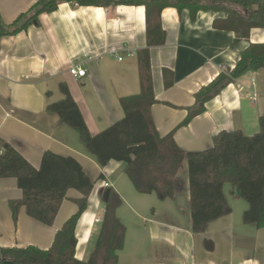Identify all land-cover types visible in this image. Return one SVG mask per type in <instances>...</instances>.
Wrapping results in <instances>:
<instances>
[{"label": "crops", "instance_id": "1", "mask_svg": "<svg viewBox=\"0 0 264 264\" xmlns=\"http://www.w3.org/2000/svg\"><path fill=\"white\" fill-rule=\"evenodd\" d=\"M38 1L0 0L4 24L13 23ZM198 13L192 19L186 9L165 8L161 12L165 41L149 46L145 6L62 3L55 12L42 14L39 26L0 39V140L12 144L37 169L46 151L71 156L95 182L76 227L78 260H88L95 248L105 195L113 188L122 197L117 214L127 230L119 264H264V225L243 222L249 204L231 184L225 185L224 193L232 213L211 222L205 232L194 233L188 162L175 178L173 199L141 195L125 175L124 164L112 160L102 166L83 146L79 133L47 111L49 103L62 98L60 85L66 83L92 134L123 119L121 100L141 91L138 53L149 48L157 100L151 114L161 137L175 131L177 145L193 152L213 147V137L225 130L259 132L264 68L241 76L208 102L205 113L179 127L202 88L227 67L234 68L250 44L264 43V28L253 29L248 39L236 42L234 32L214 26L216 20L228 18L227 12ZM111 47L119 50L122 61L108 54ZM88 56L98 59L88 62ZM72 61L84 62L86 77L71 75ZM22 195L15 178H0V247L34 245L46 250L78 211L74 200L81 194L68 192L52 226L27 216L25 208L14 221L9 204Z\"/></svg>", "mask_w": 264, "mask_h": 264}, {"label": "trees", "instance_id": "2", "mask_svg": "<svg viewBox=\"0 0 264 264\" xmlns=\"http://www.w3.org/2000/svg\"><path fill=\"white\" fill-rule=\"evenodd\" d=\"M62 3L80 6H145L148 44L165 41L161 26V12L165 8L184 9L196 19L200 11L227 12L228 18L215 21L217 29L236 34L235 41L248 39L251 31L264 28V0H40L28 11L6 26L0 15V39L24 32L40 25V16L55 12ZM159 34V36L157 35ZM155 35V36H154ZM141 91L121 100L124 118L98 134H92L84 115L73 99L66 83H61L62 98L47 105V111L59 116L79 133L81 142L95 155L102 166L114 160L124 164V173L141 194H155L160 201L175 196V178L184 161L188 162L191 195L192 228L203 233L207 226L227 217L232 209L224 193L227 183L249 204L243 222L261 228L264 225V115L259 118L260 130L247 135L241 130H225L213 137V147L203 151L185 152L174 139L175 131L161 137L154 125L151 107L154 97L150 50L138 53ZM264 68V43L250 44L240 54L234 68L227 67L207 87L196 94V105L179 125H188L196 116L205 113L209 101L249 72ZM171 86L168 84V87ZM0 178H15L22 190V198L12 199L11 215L18 221L25 208L27 216L44 226H52L70 190L81 196L74 202L78 211L57 231L52 245L42 250L27 247H0V264H119V253L125 248L127 230L117 211L122 197L113 189L106 192L104 216L98 229L95 248L86 261L76 258L78 239L76 227L87 210L95 186L78 160L71 156L46 151L37 169L12 144L0 140Z\"/></svg>", "mask_w": 264, "mask_h": 264}, {"label": "built area", "instance_id": "3", "mask_svg": "<svg viewBox=\"0 0 264 264\" xmlns=\"http://www.w3.org/2000/svg\"><path fill=\"white\" fill-rule=\"evenodd\" d=\"M108 54L111 56H116L119 61L123 60V57L119 55V50L117 48L111 47L108 51ZM129 55H133L132 52H129ZM98 58L93 56H88L87 61L96 60ZM84 62H71L70 73L74 78H84L87 75V70L82 66Z\"/></svg>", "mask_w": 264, "mask_h": 264}, {"label": "water", "instance_id": "4", "mask_svg": "<svg viewBox=\"0 0 264 264\" xmlns=\"http://www.w3.org/2000/svg\"><path fill=\"white\" fill-rule=\"evenodd\" d=\"M3 264H14V263H12V262H10V261H6V262H4Z\"/></svg>", "mask_w": 264, "mask_h": 264}, {"label": "rangeland", "instance_id": "5", "mask_svg": "<svg viewBox=\"0 0 264 264\" xmlns=\"http://www.w3.org/2000/svg\"><path fill=\"white\" fill-rule=\"evenodd\" d=\"M258 133V132H257ZM256 134V133H255ZM254 135V134H253ZM242 200V199H241Z\"/></svg>", "mask_w": 264, "mask_h": 264}]
</instances>
